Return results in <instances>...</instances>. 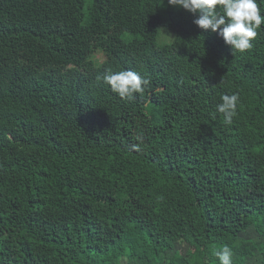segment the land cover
<instances>
[{
	"label": "trees",
	"instance_id": "16d2710c",
	"mask_svg": "<svg viewBox=\"0 0 264 264\" xmlns=\"http://www.w3.org/2000/svg\"><path fill=\"white\" fill-rule=\"evenodd\" d=\"M196 18L0 0V264H264V24L239 53ZM128 69L134 100L97 80Z\"/></svg>",
	"mask_w": 264,
	"mask_h": 264
},
{
	"label": "clouds",
	"instance_id": "9594fccd",
	"mask_svg": "<svg viewBox=\"0 0 264 264\" xmlns=\"http://www.w3.org/2000/svg\"><path fill=\"white\" fill-rule=\"evenodd\" d=\"M170 6H178L195 14L194 23L203 30L217 33L231 51L244 53L253 47L252 41L264 24V16L257 0H167ZM121 99L134 100L136 94H143L150 80L138 72L122 70L106 72L98 76ZM216 111L223 114L224 123L230 125L237 114L239 94L222 95ZM218 264H232V250L223 246L214 252Z\"/></svg>",
	"mask_w": 264,
	"mask_h": 264
},
{
	"label": "rangeland",
	"instance_id": "374dc122",
	"mask_svg": "<svg viewBox=\"0 0 264 264\" xmlns=\"http://www.w3.org/2000/svg\"><path fill=\"white\" fill-rule=\"evenodd\" d=\"M136 143V144H135ZM135 143H133L134 144V146H136V147H139V146H141L140 147V149H142V150H144L145 149V147H146V144H144V143H141L140 142V144H139V142L136 140V142ZM180 251H181V249H180Z\"/></svg>",
	"mask_w": 264,
	"mask_h": 264
}]
</instances>
